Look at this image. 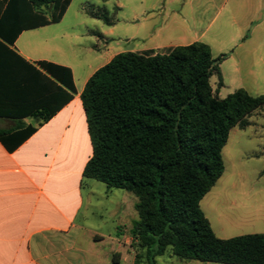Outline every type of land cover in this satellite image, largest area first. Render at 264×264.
Wrapping results in <instances>:
<instances>
[{
    "label": "crops",
    "instance_id": "crops-1",
    "mask_svg": "<svg viewBox=\"0 0 264 264\" xmlns=\"http://www.w3.org/2000/svg\"><path fill=\"white\" fill-rule=\"evenodd\" d=\"M113 1L118 22L146 33L142 46L122 51L89 29L75 34L74 27L57 26L72 0L58 23L22 31L12 45L0 41V132L35 129L17 147L12 144H16L14 138H5V144L0 141V264H113L112 253L121 255L122 247H128L129 230L137 220L136 199L125 191L118 201H110L117 193L105 186L107 201L101 205L94 180L82 175L92 146L80 95L93 73L115 55L202 42L213 57L228 54L219 65L223 86L230 77L240 78L243 71L256 76L253 66L264 63L261 57L255 62L239 54L264 47V3L259 4L260 0ZM69 32L71 39L87 37L84 48L92 55L89 60L74 65L63 51L53 52L48 43L53 35L61 34L58 40L68 42ZM40 39L44 41L41 48ZM39 62L69 69L73 90L43 71ZM67 94L69 101L64 100ZM48 113L51 117L42 123L40 116ZM224 194L225 189L212 187L204 196L212 200L210 215L203 213L216 237L264 234V216L260 215L264 206H251L245 217L232 218L234 209L224 212L223 207L236 209L238 204L222 202L228 197ZM121 228L124 233L119 232ZM106 244L111 249L105 250ZM126 254L134 261L132 252ZM156 264L220 263L181 261L166 253L156 258Z\"/></svg>",
    "mask_w": 264,
    "mask_h": 264
},
{
    "label": "trees",
    "instance_id": "trees-1",
    "mask_svg": "<svg viewBox=\"0 0 264 264\" xmlns=\"http://www.w3.org/2000/svg\"><path fill=\"white\" fill-rule=\"evenodd\" d=\"M71 0H0V41L12 45L25 30L58 23ZM92 18L112 26L104 7ZM202 42L158 51L115 55L87 80L80 95L92 155L83 177L136 197L129 230L133 264H156L169 251L181 261L264 264V234L220 239L200 208L224 172L221 151L230 130H243L264 107V95L237 89L221 99L219 65ZM39 67L73 90L71 72L46 62ZM66 78V81H65ZM71 95L65 96L69 101ZM52 113L41 115L42 123ZM34 128L0 132L17 147ZM120 253L111 261L119 264Z\"/></svg>",
    "mask_w": 264,
    "mask_h": 264
},
{
    "label": "rangeland",
    "instance_id": "rangeland-1",
    "mask_svg": "<svg viewBox=\"0 0 264 264\" xmlns=\"http://www.w3.org/2000/svg\"><path fill=\"white\" fill-rule=\"evenodd\" d=\"M264 3V0H260L259 4ZM260 5V6H261ZM96 6L104 7L108 11L110 19L113 20L112 26H106L102 21L92 18L85 12V7ZM118 17L116 16L115 3L113 0H72L68 11L63 19V21L57 25L59 27H74V33L78 34L81 31H90L104 35V42L108 43L111 47L116 44L122 51H128L138 46H142L143 41L146 38L145 32H136L130 24H123L118 22ZM81 30V31H80ZM69 31V29L67 30ZM72 33H68V42L59 41L58 37L61 34L55 33L50 43L54 49V53H65L69 57L72 63L83 62L90 59L91 54H88L84 47L88 45V39L86 36L79 39H71ZM134 37L136 39H134ZM39 38H43L42 35ZM39 46L43 47L44 41L39 40ZM52 49V50H53ZM241 59L254 58L256 60L261 57L264 60V47L262 49H256L254 52L252 50L247 53L246 51H240ZM228 55V54H227ZM246 65L241 64V69H244ZM257 70L256 76L248 75L246 71H243L241 77L233 78L230 77L225 81V86L219 88L217 95L219 98L223 99L227 95L233 93L235 90L241 88L248 92L250 95H264V63L257 64L253 66ZM225 69H229L228 65H225ZM228 71V70H227ZM231 76V74L229 75ZM216 77L210 79V85L213 90L216 88ZM249 125L241 130L238 127H234L230 130L228 140L221 151V158L224 164V172L222 176L215 183V190L225 189L228 196L227 199L223 198L221 201H234L238 204V208L226 205L223 207L224 212L227 209L232 211V218L238 215L243 218L245 214L248 213L251 206H264V107L262 110L254 112L248 118ZM96 184L95 194H97L98 202L101 205L106 204V199L103 194L105 185L94 181ZM260 190V191H259ZM116 196H112L110 201H118L119 194L125 191L115 189ZM86 191H84V197ZM128 196L136 199V197L128 193ZM211 203L210 197L203 198L200 202V208L204 212L206 211L208 215L211 213ZM101 210L103 209L100 207ZM260 215L264 216V207L262 208ZM229 210L227 212H229ZM245 217V216H244ZM104 228V227H103ZM105 229H108L106 226ZM241 230L238 231H243ZM105 231V230H104ZM119 232L124 233L123 228ZM104 233V232H102ZM239 233V232H236ZM126 234V233H125ZM124 235V234H123ZM120 243H124V239L120 240ZM115 247V246H114ZM111 249V246L106 244L105 250ZM121 261L124 257L125 260L120 264H132L133 256L127 255L126 252L134 251L130 248V243L128 247H122ZM114 253H112L113 255ZM167 254L170 255L169 251Z\"/></svg>",
    "mask_w": 264,
    "mask_h": 264
}]
</instances>
